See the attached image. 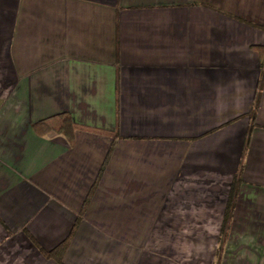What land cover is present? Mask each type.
<instances>
[{
	"label": "crops",
	"instance_id": "crops-1",
	"mask_svg": "<svg viewBox=\"0 0 264 264\" xmlns=\"http://www.w3.org/2000/svg\"><path fill=\"white\" fill-rule=\"evenodd\" d=\"M0 264H264V0H0Z\"/></svg>",
	"mask_w": 264,
	"mask_h": 264
},
{
	"label": "trees",
	"instance_id": "trees-1",
	"mask_svg": "<svg viewBox=\"0 0 264 264\" xmlns=\"http://www.w3.org/2000/svg\"><path fill=\"white\" fill-rule=\"evenodd\" d=\"M249 117L251 120L253 119L252 114H250ZM75 127L76 126L74 122L71 120V117L66 113H61L60 115L43 119L32 124V128L35 131V133L39 135H43L51 132L60 133L67 139L68 142L72 141ZM248 135L246 137V143L248 142L249 139ZM111 148H112V144L110 146V149ZM234 190L235 188L231 189L228 202L225 207L224 216L221 224L222 232L225 231L228 225L229 216L231 214V210L233 206V195H235ZM220 238H223V235H220ZM68 240H69V236L64 241L59 243L56 247H54L49 251H46L44 254L48 257L54 258L56 261L59 262L66 248Z\"/></svg>",
	"mask_w": 264,
	"mask_h": 264
}]
</instances>
